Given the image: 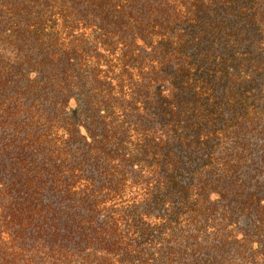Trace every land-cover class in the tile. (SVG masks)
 Segmentation results:
<instances>
[{"label":"trees","instance_id":"trees-1","mask_svg":"<svg viewBox=\"0 0 264 264\" xmlns=\"http://www.w3.org/2000/svg\"><path fill=\"white\" fill-rule=\"evenodd\" d=\"M0 264H264V0H0Z\"/></svg>","mask_w":264,"mask_h":264}]
</instances>
